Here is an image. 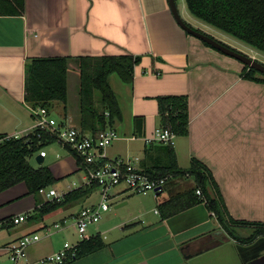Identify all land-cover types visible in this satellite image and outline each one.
Listing matches in <instances>:
<instances>
[{"label": "crops", "instance_id": "crops-1", "mask_svg": "<svg viewBox=\"0 0 264 264\" xmlns=\"http://www.w3.org/2000/svg\"><path fill=\"white\" fill-rule=\"evenodd\" d=\"M120 54L142 59L132 84L121 86L116 78V90L111 83L124 120L113 126L120 138L108 147V157H139L135 163L140 169L157 170L158 160L166 159L162 144H146L143 139L161 126L157 96L187 94L189 133L177 136L172 147L178 166L187 169L194 158L202 161L220 188L228 214L238 220L264 222V83L245 78L242 62L183 29L169 0H25L23 14L1 12L0 108L5 113L19 110L31 119L28 115L26 120L19 118L14 130L0 133L33 129L34 116L25 101L28 58ZM118 91L130 95L128 117ZM56 110L64 123L90 133V125L82 124L80 100L66 111L60 105ZM136 115L145 117L142 135L134 132ZM46 165L60 178L52 186L58 193L84 182L74 154ZM191 180L175 178L172 192L193 187ZM166 193L163 198L155 193L118 197L119 203L127 201L122 205L126 210H108L90 232L99 234L105 246L64 264H264V240L252 248V243L231 237L204 202L176 204L167 201ZM47 198L42 193L28 194L24 182L6 189L0 193V222L32 215ZM79 211L59 210L40 221L4 225L0 264H13L6 247L30 232H38L41 239L29 247L28 259L19 264H59L41 259L61 249L66 240H75V227L67 219ZM56 223L61 227H55ZM242 228L247 227L239 228L245 235Z\"/></svg>", "mask_w": 264, "mask_h": 264}, {"label": "trees", "instance_id": "trees-1", "mask_svg": "<svg viewBox=\"0 0 264 264\" xmlns=\"http://www.w3.org/2000/svg\"><path fill=\"white\" fill-rule=\"evenodd\" d=\"M186 4L190 13L197 19L264 53V0H186ZM24 11L25 0H0V13L21 15ZM188 24L196 28L191 23L188 22ZM196 29L204 32L199 28ZM203 42L212 47L207 42ZM141 59L142 56L132 54L30 57L25 64V101L33 109L45 107L52 111L56 105L62 104L66 111L69 101L68 73L74 63L80 72L82 124L88 123L86 126L90 125V132L97 134L107 127H113L116 119L122 118V111L111 84V75L117 74L122 81L132 84L135 67ZM261 74L257 69L244 65L242 75L245 78L264 83V74ZM157 100L161 126L171 128L177 136L187 135L190 123L188 95H161L157 96ZM99 108H102L101 112ZM133 124L135 134L142 135L145 117L134 116ZM82 131L86 132L85 128ZM54 140L56 141V138L50 134L35 131L21 138L1 142L0 193L24 182L28 188V194L40 195V189L50 188L60 181L48 165L42 163L34 166L29 160L35 152H40L46 144ZM172 147L162 144L161 148L166 154V159L158 160L157 170H144L153 176L168 177L164 186V191L169 192L168 202L172 201L176 204L177 202H181L179 204L204 202L217 215L231 237L245 243L264 238V222L238 220L228 214L220 188L206 164L194 158L189 168H180ZM68 148L77 157V153ZM179 177H191L195 184L188 190L173 193L171 186L174 179ZM198 189H201V194L197 193ZM95 190H97L95 184L82 185L68 191L60 199L44 201L34 209V213L29 215L28 220L40 221L56 211L69 209L88 198ZM165 202L159 207H162ZM240 227H250L253 231L246 236L241 235L238 231ZM104 246L105 242L99 234L91 235L80 242L74 259L95 252ZM74 259H68L64 263Z\"/></svg>", "mask_w": 264, "mask_h": 264}, {"label": "built area", "instance_id": "built-area-1", "mask_svg": "<svg viewBox=\"0 0 264 264\" xmlns=\"http://www.w3.org/2000/svg\"><path fill=\"white\" fill-rule=\"evenodd\" d=\"M31 111L35 120L31 132L39 131L50 134L65 147L73 149L77 153L79 167L84 173V182L81 186L95 184L99 193V200L96 204L84 206L77 215L73 216L75 240H66L61 249L41 259L42 262L62 264L68 259L75 258L80 242L91 237L88 233L89 228L101 221L104 213L111 209L112 203L118 197L125 194H157V190L164 188L168 177L153 176L140 169L135 163L140 159L139 157L134 160L122 156L109 158L107 148L120 138L119 132L114 127H107L97 134L87 133L80 128L58 120L45 107L31 108ZM23 136L21 132L3 133L0 135V143ZM176 138L175 132L164 126L157 127L151 135L143 136L146 144L159 143L169 146L175 145ZM40 153L42 156L47 155L45 150H41ZM119 187L123 190L118 191L117 188ZM68 191L58 193L52 187L40 189V192L50 199H60ZM197 193L201 194V189H198ZM155 211L158 212L159 210L156 209ZM28 217V214H20L4 220L0 222V230L8 223L17 224L26 221ZM54 226L61 227V223H56ZM40 239L41 235L38 232L23 235L16 244L6 247L9 260L13 264L27 260L29 247Z\"/></svg>", "mask_w": 264, "mask_h": 264}, {"label": "rangeland", "instance_id": "rangeland-1", "mask_svg": "<svg viewBox=\"0 0 264 264\" xmlns=\"http://www.w3.org/2000/svg\"><path fill=\"white\" fill-rule=\"evenodd\" d=\"M176 4H177L178 10H179L180 14L182 15V17L184 19H186V21H189V23L193 24L194 27L203 30L204 32L212 35L216 39L221 40V41L231 45L232 47L237 48L238 50L242 51L243 53H245L247 55H250L253 58H255V59H257V60H259V61L264 63V53L263 52H260V51H258L256 49L252 48L248 44H246V43L234 38L233 36L223 32L221 30H218V29L214 28L213 26H211L209 24H206L203 21H201V20L197 19L196 17H194L190 13L189 9L187 8L186 0H176ZM222 54H224V53H222ZM224 55L232 58V60H235L237 62H241L240 60H238V59H236L234 57H231V56L226 55V54H224ZM76 74L80 76V72H79L78 68L73 66L70 69V72H69V88H68L69 101H68L67 108L69 106L73 107L75 104L78 105L79 100H80V94H79V91H80V85H79L80 80H79V83H77ZM116 78L118 80V83L120 85L122 84L121 86H126L127 85L124 81H122L119 78V76L117 74H112L111 77H110V80H111V83L113 84V86H114V88L116 90L118 89L117 88L118 85L115 83V79ZM118 93H119V97H120V100L122 102L124 111L126 113V116L128 117L129 116L130 102H131L130 95L128 96L126 94H120L119 91H118ZM0 105H1V103H0ZM59 105L61 107V111L62 110L65 111V108L63 107V105L62 104H59ZM98 110L101 112L102 108H99ZM5 112L6 111H4L3 109L0 108V131H7V130L8 131H12V130H14V126L16 124V120H18L19 118L20 119L24 118L25 120L28 119L27 118L28 114L24 113V112L20 113L19 110H17V112H15V113H12V112L10 113L8 111H7V113H5ZM53 114L55 115V117L58 120H60V121L64 120L63 116L61 115V113H59L56 110V108L53 109ZM28 117H29V115H28ZM123 120H124V118H117L116 119V123H120ZM34 123H35V120H33V124ZM31 131H32V129L31 130H28V129L26 130L25 129L24 132H21V135L29 134ZM12 133H14V132H12ZM9 134H11V133H9ZM60 144L61 143L59 141H57V140L55 141L54 140V141H52V142H50V143H48V144H46L44 146L45 151L48 153V156L46 157L44 164H48V163H50L52 161L60 160L62 157H66L68 155H73L72 151L68 147H65L64 145L62 146V144L61 145ZM38 154H39V152H35L29 158L31 164H33L34 166L39 165V163H38V161L36 159ZM82 173L80 172L79 175L81 176ZM191 182L194 183L193 180H191ZM151 195H152V193H151ZM142 196H144V195H142ZM47 199H50V198H47ZM98 199H99V193H98V190H95L88 198H86L84 200H81L79 203L75 204L73 207L69 208L68 210L69 211H73V212H77L82 207H84L86 205H91V204L96 203L98 201ZM118 203H119L118 200H115V202L112 203L111 210H113V211L119 210L120 212H121V210L125 211L127 207L126 208L123 207V206L119 207V208L115 207ZM67 220H68L69 224L74 222V218L72 216H69ZM96 226H97V224L92 225L89 228V232L88 233L90 234V232L93 229H95ZM242 230H243V232H245L244 233L245 235H248V234H250L253 231V229L250 228V227L242 228ZM72 231H73V229H72Z\"/></svg>", "mask_w": 264, "mask_h": 264}, {"label": "water", "instance_id": "water-1", "mask_svg": "<svg viewBox=\"0 0 264 264\" xmlns=\"http://www.w3.org/2000/svg\"><path fill=\"white\" fill-rule=\"evenodd\" d=\"M171 10L174 14V17L176 18L177 22L180 24V26L185 29L188 33L196 36L197 38L207 42L210 44L213 48L218 49L222 53L229 55L231 57H234L238 60H240L244 65H248L249 67L257 69L260 73L264 74V63L253 58L250 55H247L243 52L237 51L226 44L222 43L212 35L208 33H204L196 28H193L188 22L182 17L180 14L176 0H169ZM39 164H42L44 162V156L42 154H38L36 157ZM157 195L159 198H163L167 195V193L164 191V188H160V190H157ZM168 199V198H167ZM166 199V200H167ZM127 201L121 202L116 205V207H120L124 204H126Z\"/></svg>", "mask_w": 264, "mask_h": 264}, {"label": "flooded vegetation", "instance_id": "flooded-vegetation-1", "mask_svg": "<svg viewBox=\"0 0 264 264\" xmlns=\"http://www.w3.org/2000/svg\"><path fill=\"white\" fill-rule=\"evenodd\" d=\"M262 241V240H264V238H259V239H256L255 241H252V242H250V243H252L251 245H253L252 246V248H255V247H257L260 243H259V241ZM259 243V244H258ZM257 245V246H256Z\"/></svg>", "mask_w": 264, "mask_h": 264}]
</instances>
